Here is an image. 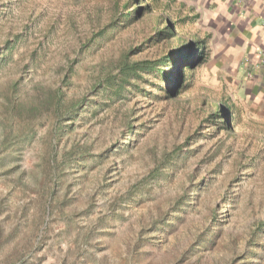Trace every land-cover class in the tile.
I'll use <instances>...</instances> for the list:
<instances>
[{
    "label": "rangeland",
    "instance_id": "1",
    "mask_svg": "<svg viewBox=\"0 0 264 264\" xmlns=\"http://www.w3.org/2000/svg\"><path fill=\"white\" fill-rule=\"evenodd\" d=\"M187 3L0 0V264H264V75L249 64L237 75L222 18L205 1L189 16ZM163 20L169 41L154 36ZM193 41L205 62L175 99L93 96L121 51L143 59ZM214 103L230 107L231 131L212 126Z\"/></svg>",
    "mask_w": 264,
    "mask_h": 264
},
{
    "label": "trees",
    "instance_id": "2",
    "mask_svg": "<svg viewBox=\"0 0 264 264\" xmlns=\"http://www.w3.org/2000/svg\"><path fill=\"white\" fill-rule=\"evenodd\" d=\"M144 10L147 11V13H152L151 6H145L143 10L138 7L135 13H137V16H140V12ZM132 17L133 16H129L128 19ZM163 23H165V26L155 31L154 36L157 38L160 37L159 40L169 41L176 36L174 24L170 23L168 20H163ZM111 25L112 23L100 29L91 37V40H87L83 43L80 42L77 55L84 54L93 44L95 45L98 43L99 39L102 37L112 36L110 31ZM14 39L17 40L18 38ZM149 42H151V40L147 39L144 43ZM11 44H13V42L9 39L3 47H5L6 50V46ZM201 44L202 43L199 41L184 43L167 50L159 56H146L143 59H134L135 56L139 55V47L134 49L128 48L126 51H121L118 57H111L109 66L103 67L96 72L97 79L94 81L91 90L94 94L93 96L103 98L106 104L115 102L116 100L127 103L131 97L133 99L138 96L146 97L152 95L156 97L153 91L156 92L161 90L165 100L175 99L183 92V88L186 85L188 79L186 71H190L193 67H198L205 62L203 48L200 46ZM0 56L1 58L5 57V52L1 49ZM71 67L72 66L69 65L67 70L71 71ZM161 81L164 83V87L159 86L158 83ZM140 82L149 87L151 91L141 87L139 85ZM99 89H102L100 93ZM91 103L92 101H89L85 106L91 105ZM211 108L212 112L209 114V118L213 120L212 126H217L219 122L220 126L222 124L223 128L228 129L232 119L230 107L225 104L217 105L214 103L211 104ZM131 113H134V110H132ZM125 125L132 130L133 127L130 125L129 116L125 118ZM142 126L143 125L140 127ZM135 130H138V127L135 128ZM229 130L231 131V128L228 129V131ZM179 152V149H173L169 154L164 155L161 160L162 162H168V164L163 168V172L170 169L175 164L179 159ZM172 160L173 162H171ZM163 172L158 173V175H163ZM183 201L184 199L180 200L178 206H180Z\"/></svg>",
    "mask_w": 264,
    "mask_h": 264
},
{
    "label": "crops",
    "instance_id": "3",
    "mask_svg": "<svg viewBox=\"0 0 264 264\" xmlns=\"http://www.w3.org/2000/svg\"><path fill=\"white\" fill-rule=\"evenodd\" d=\"M187 1L189 16L199 12L205 1L204 14L222 18L223 26L217 32L222 48L227 49L224 54L237 65V75L248 64L246 74L264 75V0H199L196 3L200 8L191 6L192 0ZM260 61L262 64L255 66Z\"/></svg>",
    "mask_w": 264,
    "mask_h": 264
},
{
    "label": "clouds",
    "instance_id": "4",
    "mask_svg": "<svg viewBox=\"0 0 264 264\" xmlns=\"http://www.w3.org/2000/svg\"><path fill=\"white\" fill-rule=\"evenodd\" d=\"M205 24H207V21H205ZM207 30H208L209 32H211V31H212V29H211V28H208ZM256 65H257V64H256ZM256 65H255V66H256Z\"/></svg>",
    "mask_w": 264,
    "mask_h": 264
},
{
    "label": "built area",
    "instance_id": "5",
    "mask_svg": "<svg viewBox=\"0 0 264 264\" xmlns=\"http://www.w3.org/2000/svg\"><path fill=\"white\" fill-rule=\"evenodd\" d=\"M262 64V61H260V63H258L256 66L259 67Z\"/></svg>",
    "mask_w": 264,
    "mask_h": 264
}]
</instances>
